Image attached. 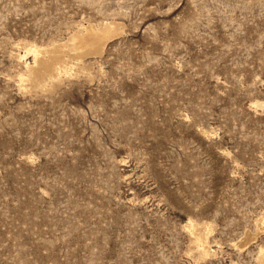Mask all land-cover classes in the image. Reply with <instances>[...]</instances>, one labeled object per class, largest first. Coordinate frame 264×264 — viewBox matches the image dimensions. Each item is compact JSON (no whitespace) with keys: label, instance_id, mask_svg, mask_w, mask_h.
Segmentation results:
<instances>
[{"label":"rangeland","instance_id":"374dc122","mask_svg":"<svg viewBox=\"0 0 264 264\" xmlns=\"http://www.w3.org/2000/svg\"><path fill=\"white\" fill-rule=\"evenodd\" d=\"M263 250L264 0H0V264Z\"/></svg>","mask_w":264,"mask_h":264},{"label":"bare ground","instance_id":"6f19581e","mask_svg":"<svg viewBox=\"0 0 264 264\" xmlns=\"http://www.w3.org/2000/svg\"><path fill=\"white\" fill-rule=\"evenodd\" d=\"M37 51V49H35ZM36 54V53H35ZM25 55V54H24ZM27 55V54H26ZM263 254H264V250H263Z\"/></svg>","mask_w":264,"mask_h":264}]
</instances>
